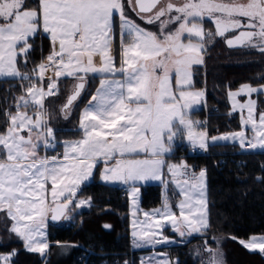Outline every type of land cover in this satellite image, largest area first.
I'll use <instances>...</instances> for the list:
<instances>
[{
	"label": "snow or ice",
	"instance_id": "obj_1",
	"mask_svg": "<svg viewBox=\"0 0 264 264\" xmlns=\"http://www.w3.org/2000/svg\"><path fill=\"white\" fill-rule=\"evenodd\" d=\"M137 19L158 30H147ZM117 20L119 67L110 54ZM208 22L214 32L205 30ZM41 33L52 49L47 63L37 65L32 75L22 73L18 65L27 64L32 41ZM216 37L229 47L264 54V0H0V78L29 81L16 98L15 114L5 112L7 126L0 131V213L11 221L6 231L22 240L27 251L43 255L49 247L48 219H71L73 208L90 202H77V193L103 163L101 179L129 185L134 210L139 182L171 183L182 197L175 206L165 197L162 208L143 213V221H133L135 247L174 243L164 235L168 227L181 241L205 235L210 227L206 171L197 174L186 163H168L166 157L179 138L186 137L193 149L206 147L207 133L199 130L200 122L190 119V111L205 95L195 89L193 69L204 64L206 44ZM48 69L55 78L48 77L45 87ZM88 74L102 78L80 115L81 138L65 142L62 156L40 155L42 148H56L45 98L58 93L59 78H74L73 90L61 107L68 119ZM253 94L264 95V84L229 90L232 110L246 109L247 115L241 117V131L212 137L213 142L231 139L242 149H264V111L257 114ZM240 95L247 97L245 103L236 101ZM165 170L170 179H165ZM137 223L144 227L136 229ZM213 243L207 241L203 254L198 252L200 264H224L220 249L210 246ZM239 243L264 254V236ZM16 255L15 249L0 252V264H14ZM141 264L180 261L159 253Z\"/></svg>",
	"mask_w": 264,
	"mask_h": 264
},
{
	"label": "trees",
	"instance_id": "obj_2",
	"mask_svg": "<svg viewBox=\"0 0 264 264\" xmlns=\"http://www.w3.org/2000/svg\"><path fill=\"white\" fill-rule=\"evenodd\" d=\"M204 27L206 31H213L210 22L205 23ZM115 39H118V33L115 34ZM32 47L27 64L21 61L18 65L22 73L29 75L48 55L50 42L40 34L32 41ZM115 57L118 60L117 44ZM194 73V86L204 89L206 97L204 106L193 111L192 117L204 120L205 125L202 127L209 137L239 130V115L230 112L227 93L241 84H264V54L247 47H228L223 38L216 37L206 44L204 64L196 67ZM99 78L100 76L90 77L78 108L91 98ZM71 80L72 78L65 77L58 81L61 94L54 100L53 106L63 102ZM33 82L38 83L35 79ZM28 84L29 81L14 78L0 79V131L7 126L5 112L15 110L16 98L24 94L22 85L26 87ZM256 100L257 110L264 111L262 95H256ZM50 106L47 110L49 118ZM76 121L77 109L72 124L55 125L49 119L55 128L57 140L76 137ZM59 148L57 146V150ZM184 148L176 146V156L184 157L190 170L206 171L210 227L205 235L192 238L184 245L166 248L167 252L177 258L180 264H200L198 252L203 254L205 243L214 240L215 243L210 246H218L223 254L224 264H264V254L250 252L239 243L240 239H246L248 235H264V153L249 154L236 143H211L207 155H187ZM136 186L140 191L142 209L149 210L159 206L162 186ZM121 190L117 186L102 184L97 179L83 186L77 199L90 201L88 208L71 211V219L48 224L49 247L45 257L27 252L21 240L6 231L11 221L0 213V241L6 245L0 248V252L10 253L15 249L18 255L13 258L14 264H80L78 257L85 254L84 250L97 254L89 260L93 264H101L104 259L107 260L106 264H138L139 252L133 251L130 245L127 196L121 197ZM171 192L168 193L170 196L173 194ZM172 202L175 203L176 198ZM104 224L109 225L110 229L105 230ZM168 235L172 237L171 234ZM233 237L237 239L234 240ZM61 247H67L68 253L56 257L55 252Z\"/></svg>",
	"mask_w": 264,
	"mask_h": 264
},
{
	"label": "rangeland",
	"instance_id": "obj_3",
	"mask_svg": "<svg viewBox=\"0 0 264 264\" xmlns=\"http://www.w3.org/2000/svg\"><path fill=\"white\" fill-rule=\"evenodd\" d=\"M173 2L174 3H179V2H181V0H173ZM133 18L134 19H136V16H135V14H133ZM137 23H140L143 27H145L147 30H150V31H157L158 29H157V26H155V25H146V24H143V22L142 21H140L139 19H137ZM118 24H119V21L117 20L116 21V27L114 28V34H116V33H118V39L116 40V39H114V41H113V45H112V49H111V55L114 57V60H115V63H116V66L117 67H119L120 66V63H121V42H120V36H119V27H118ZM212 27H213V31H215V27H214V25L212 24ZM205 28V27H204ZM42 34V33H41ZM235 33H230V34H228V35H234ZM116 44H117V47H118V60L116 59V57H115V54H116ZM227 45V44H226ZM228 46V45H227ZM229 47V46H228ZM231 48H234V47H231ZM51 46H50V51H49V53L51 52ZM48 53V54H49ZM48 56V55H47ZM46 56V57H47ZM46 57H44L43 59H42V61H40L39 62V64L40 63H47V61H46ZM95 62H96V64L97 65H99L100 64V58L99 57H96L95 58ZM198 67V66H197ZM196 68V67H195ZM195 68L193 69V71L195 70ZM90 76L92 77V76H97V74H88V76L86 77V79H87V83H88V81H89V79H90ZM48 77H53V78H55L54 77V72H53V70L52 69H48L46 72H45V80H44V82L45 83H48ZM61 78H65V77H61ZM61 78H59V80L61 79ZM69 78V77H68ZM117 79H119L120 77H116ZM0 79H2V78H0ZM58 80V81H59ZM39 83V82H38ZM87 83H86V86H87ZM73 85H74V83H73V79L71 80V82H70V84L68 85V88H67V91H66V96H65V98H64V100H63V102L61 103V104H59V105H57V106H53L52 104H54V100L55 99H57V97L61 94V92H60V88H59V86H58V93L56 94V95H53V96H50L51 98H49V97H47V98H45V102H44V104H45V108L47 109V110H49V106H50V120H52V123L53 124H72L71 123V121H72V119L74 118V115H75V111H76V109H77V106H78V104H79V101H80V99H81V97H82V95L86 92V87H85V89L83 90V92H82V94H81V96L78 98V101L77 102H75L74 103V106H73V108H72V111H71V115H70V117L68 118V119H65L64 117H63V115H62V113H61V105L64 103V101L66 100V98H67V96H68V94L72 91V89H73ZM242 85H244V84H241V85H239V88L237 89V90H231V91H233V92H235V91H238L239 89H240V87L242 86ZM261 85V84H260ZM260 85H258V86H254V87H259ZM99 87V82H98V84H97V86H96V88H98ZM96 88H95V90H94V94H95V91H96ZM195 89L196 90H203L204 91V89H202V88H197V87H195ZM204 93H205V91H204ZM254 95H256V94H254ZM240 96H244V95H240ZM240 96H238V97H236V101L239 99V97ZM205 97H206V94L204 95V97H202L201 98V100H200V103L198 104V105H196V106H194V108L190 111V119L191 120H193V121H198V122H200V120L199 119H196V118H193L192 117V112L194 111V110H197V109H200L201 107H203L204 106V104H205ZM244 97H246V96H244ZM262 97H263V99H264V95H262ZM247 98V97H246ZM229 99V98H228ZM47 100H48V102H47ZM230 100V102L231 103H233V100H231V99H229ZM52 101H53V103H52ZM49 102H50V104H49ZM88 105H85V106H83L82 107V109H80V114L78 115L79 116V120H80V115H81V113L83 112V110L87 107ZM263 111V110H262ZM48 112V111H47ZM231 112V111H230ZM49 113V112H48ZM14 114H15V112H14ZM79 120H78V122H79ZM49 125L54 129V132H55V128L50 124V122H49ZM239 125H240V128H241V121H240V118H239ZM79 124H77V126H76V128L78 129V135L76 136V137H74V138H63V139H61V140H57V138H56V134H55V138H56V148L55 149H47V150H49V151H53V150H57V146H60V151L62 150V154H63V152H64V147H63V145H64V143L65 142H69V141H75V140H78V139H80L81 138V136H82V133H81V131H80V129H79ZM240 128H239V130H240ZM199 130H202V131H205L203 128H202V126L200 125V128H199ZM239 130H237V131H239ZM237 131H234V132H237ZM225 133H227V132H225ZM59 142V145H57V143ZM181 142H184L185 143V145L187 146V147H189L190 149H192L194 152L195 151H197V150H199L200 152V154L201 153H206V154H208V151H207V143H206V139H205V145H206V147L204 148V149H200L198 146L195 148V149H193L191 146H190V144H189V142L187 141V139H186V137H183V138H179V139H177L176 141H175V143H174V145H176V143H181ZM236 145H238V143H236ZM238 146H240V145H238ZM187 147H185L184 148V150L187 152V155H192V156H195V154H193V153H190L188 150H187ZM241 147V146H240ZM43 149V148H42ZM59 149L57 150V152L59 151ZM242 149V148H241ZM248 148L246 147V148H243L242 150L244 151V152H247V153H249L248 152V150H247ZM251 150H253L252 148H250ZM207 151V152H206ZM174 152H175V146H174V148H173V152L171 153V154H169L167 157H166V159H167V161H168V163H172V164H180L179 162H177L176 160L174 161L173 160V157H172V155L174 154ZM58 154L60 155V152H58ZM249 154H251V153H249ZM43 155H45V154H43ZM51 155H52V153L49 155H47V156H49V157H51ZM229 156H231V155H229ZM182 163V162H181ZM183 163H185L184 161H183ZM103 168H104V165H103V163H98L97 164V166L93 169V175H92V177L91 178H89V180H87V181H85L82 185L83 186H86V185H88L89 183H91V182H93V180L94 179H97V181L98 182H100V183H102V184H107V185H112V186H117V187H120V188H126V189H128V187H129V191H128V194H127V201H128V206H129V236H130V245H131V248L133 249V250H136L137 252H139L138 253V255H137V260H138V264H141V261L142 260H147V258H149V257H152V256H154V255H156V254H159V253H166L167 254V256L168 257H170L173 261H175V260H177V258H175V257H172L168 252H167V250H166V248H169V247H172V246H178V245H184V244H186V243H188L192 238L191 237H185L184 239H183V241H181V239H180V237H179V234L178 233H174V231H173V229L171 228V227H168V228H166L165 230H164V235H166V236H168V237H170L168 234H171V236L172 237H170V238H172L175 242L174 243H170V244H167V245H163V246H156L155 248H153V247H151V246H146V247H135L134 246V242H133V235H132V233H133V230H134V226H133V221L134 220H138V221H143V220H145V217H144V215H143V213H145V212H152V210H154V209H157V208H162V206H163V204H164V202H165V197H167V200H168V203L170 204V205H173V206H175L178 202H179V200L182 198L181 196H180V194H179V190L178 189H176L175 188V186L173 185V184H171V183H169V184H167V185H165V184H162L160 181H148V182H139L137 185H160V186H162V196H161V199H160V204H159V206H157V207H155V208H151V209H149V210H144V209H142L141 208V205H140V191L137 193V199H136V209H138V210H134V206H133V202H132V198H131V196H130V191H131V189H130V186L129 185H126V184H123V183H121V182H119V181H104V180H102L101 179V173H102V171H103ZM197 174L199 173V172H196ZM165 179L167 180V179H170V177L168 176V174H167V171L165 170ZM82 186V187H83ZM49 187H50V185H49ZM81 187V188H82ZM137 187V186H136ZM80 188V189H81ZM170 188H171V191H170ZM206 189H207V186H206ZM235 191H236V194L238 193L237 192V189H236V187H235ZM169 192H171V193H173V194H171V196L168 194ZM176 195H178V197H176ZM206 195H207V192H206ZM174 198H176V202L175 203H173L172 202V200L174 199ZM80 200H82V199H80ZM79 201V199H77V202ZM86 204H88V203H86ZM86 204H85V206H86ZM207 206H208V199H207ZM87 207H88V205H87ZM76 209L78 210V208H73L72 209V211L74 212V211H76ZM174 210H176L175 208H174ZM64 220V219H63ZM107 226V227H106ZM142 227H144L142 224H140V223H137L136 224V229H140V228H142ZM103 228L105 229V230H109L110 229V227H109V225H106V224H104L103 225ZM252 236H264V235H248V237L246 238V239H240V240H248L250 237H252ZM46 237H47V227H46ZM21 242H22V244H23V247H24V243H23V241L21 240ZM167 246V247H166ZM244 247V246H243ZM217 248H218V246H217ZM245 248V247H244ZM24 249H25V247H24ZM246 249V248H245ZM26 250V249H25ZM68 248L67 247H61V248H58L57 249V251L55 252L56 254V257H59L60 255L62 256V255H66L67 253H68ZM246 250H248V249H246ZM27 251V250H26ZM249 251V250H248ZM27 252H29V251H27ZM250 252H257V253H259L258 251H250ZM31 253H33V252H31ZM47 253H48V248L45 250V252H44V254L43 255H41L40 253H36V254H39L40 256H42V257H45L46 255H47ZM5 254H7V253H5ZM157 258H159V257H157Z\"/></svg>",
	"mask_w": 264,
	"mask_h": 264
},
{
	"label": "crops",
	"instance_id": "obj_4",
	"mask_svg": "<svg viewBox=\"0 0 264 264\" xmlns=\"http://www.w3.org/2000/svg\"><path fill=\"white\" fill-rule=\"evenodd\" d=\"M98 57V56H97ZM97 76H100V74H97ZM91 77V76H90ZM119 77V76H118ZM102 77L100 76V78H99V82H100V79H101ZM73 79V83L75 84L76 83V81H75V79L74 78H72ZM258 86V85H257ZM239 88V86L236 88V89H234V90H237ZM229 92V91H228ZM94 94V93H93ZM257 95V94H256ZM256 95H252V99H256ZM229 98V96H228V93H227V99ZM90 100V98L87 100V102L83 105V106H85V105H88V101ZM246 100H247V98L246 97H244V96H240L239 97V99L237 100L239 103H245L246 102ZM228 102H229V105H230V111H231V113H236V114H238L239 115V118H240V121H241V117L242 116H246L247 115V111H246V109L242 112L238 107H237V109L235 110V111H233L232 110V104L233 103H231L230 102V100L228 99ZM83 106H81L80 108H78V106H77V121H76V126H77V124H79V122H78V120H79V114H80V109H82V107ZM198 110V109H197ZM195 111V110H194ZM14 112H15V110H13L12 111V113L14 114ZM30 112H31V110H30ZM259 112H261V111H258L257 110V114L259 113ZM79 127V126H78ZM203 128V127H202ZM204 129V128H203ZM205 130V129H204ZM242 130V128H240V130L239 131H241ZM239 131H237V132H239ZM246 131V135L247 136H249V137H251L252 136V133H251V131L250 130H245ZM205 132H206V130H205ZM207 133V132H206ZM231 133H236V132H227V133H222V134H219V135H215V136H213V137H217V138H219V137H221V136H223V135H227V134H231ZM206 143H207V151H208V147L211 145V143H238V145H240V143H239V141L238 140H236V141H233V140H231V139H229V140H227V141H225V140H220V139H217L215 142H213L212 141V137H209L208 135H207V137H206ZM175 147L176 146H179V147H187L186 145H185V143L184 142H181V143H176V145H174ZM188 149L187 150H192V149H190L189 147H187ZM55 151H57V150H51V151H49V150H44V149H41L40 150V155H42L43 156V154H45V155H50L51 153L53 154ZM206 151V152H207ZM253 151L254 152H261V153H264V149H259V148H257V149H253ZM58 152H60V155L59 156H62V150L60 151V149H59V151ZM204 154H206V153H201L200 155H204ZM172 157H173V160L175 161H177V162H179V163H181V162H183L184 161V157H182V156H179V157H177L176 156V154H175V152H174V154L172 155ZM83 185H81V187H82ZM80 187V188H81ZM80 190V189H79ZM79 190H78V192H79ZM128 191H129V187H128V189H127V193H126V196H127V194H128ZM178 197V196H177ZM87 205L88 204H86V206L85 205H83V206H81L80 208H78V210H84V209H87L88 207H87ZM47 226H48V223H47ZM49 244V243H48ZM168 246V245H167ZM166 246V247H167ZM132 249V248H131ZM133 250V249H132ZM133 251H136V250H133Z\"/></svg>",
	"mask_w": 264,
	"mask_h": 264
},
{
	"label": "built area",
	"instance_id": "obj_5",
	"mask_svg": "<svg viewBox=\"0 0 264 264\" xmlns=\"http://www.w3.org/2000/svg\"><path fill=\"white\" fill-rule=\"evenodd\" d=\"M41 61H42V60H41ZM44 85H45V87H46L47 83L44 82ZM200 125H201V126L205 125L204 120H200ZM187 149H188V148H187ZM247 150H248V152L251 153V154L256 153V152H254L253 150H251L250 148H248ZM188 151H189L190 153L195 154V155H200V153H199L200 151H199V150H197V151H195V152H194L193 150H188ZM53 155H57V156H59V154H58L57 151H55L51 156H53ZM204 155H207V154H204ZM229 155H232V154H229ZM126 193H127V189H126V188H122L121 193H120L121 197H125V196H126ZM84 253H85V254L80 255V256L78 257V261L80 262V264H93L92 262L90 263L89 260H90L91 257H93V256H97V254L94 253V252H92V251H90V250H84ZM106 263H107V260H105V259L102 260V262H101V264H106Z\"/></svg>",
	"mask_w": 264,
	"mask_h": 264
},
{
	"label": "water",
	"instance_id": "obj_6",
	"mask_svg": "<svg viewBox=\"0 0 264 264\" xmlns=\"http://www.w3.org/2000/svg\"><path fill=\"white\" fill-rule=\"evenodd\" d=\"M72 90H73V89H72ZM71 92H72V91H71ZM71 92H70V93H71ZM70 93H69V94H70ZM69 94H68V96H69ZM68 96H67V97H68ZM65 103H66V100L64 101L63 105H64ZM63 105H62V106H63ZM77 194H78V193H77ZM62 221H63V218H61V219L58 220V221H51V219L49 218L48 221H47V223H48V224H58V223H60V222H62Z\"/></svg>",
	"mask_w": 264,
	"mask_h": 264
}]
</instances>
